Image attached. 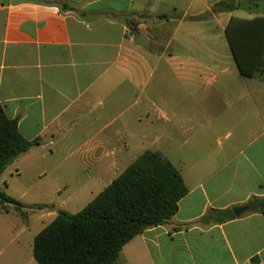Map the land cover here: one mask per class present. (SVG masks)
Returning a JSON list of instances; mask_svg holds the SVG:
<instances>
[{
	"label": "crops",
	"instance_id": "crops-1",
	"mask_svg": "<svg viewBox=\"0 0 264 264\" xmlns=\"http://www.w3.org/2000/svg\"><path fill=\"white\" fill-rule=\"evenodd\" d=\"M220 1H0V105L33 144L11 165L83 142V154L63 155H80L94 186L147 150L183 176L176 215L126 244L119 264H264V210L248 206L264 199V80L240 73L226 37L232 18L264 17V0H229L240 4L230 12ZM52 209L34 212L37 223L49 225ZM17 217L2 264H38L15 245L31 225Z\"/></svg>",
	"mask_w": 264,
	"mask_h": 264
},
{
	"label": "trees",
	"instance_id": "trees-1",
	"mask_svg": "<svg viewBox=\"0 0 264 264\" xmlns=\"http://www.w3.org/2000/svg\"><path fill=\"white\" fill-rule=\"evenodd\" d=\"M239 7L222 0L216 10L230 12ZM226 37L240 73L264 80V17L232 18ZM32 145L20 133L18 119H9L0 105V176ZM187 194L183 176L172 162L147 150L79 212L59 211L36 235L34 258L38 264H119L124 246L172 219ZM9 205L27 219L26 205L0 191V210L8 212ZM248 206L252 211L264 210V199L252 198Z\"/></svg>",
	"mask_w": 264,
	"mask_h": 264
},
{
	"label": "rangeland",
	"instance_id": "rangeland-1",
	"mask_svg": "<svg viewBox=\"0 0 264 264\" xmlns=\"http://www.w3.org/2000/svg\"><path fill=\"white\" fill-rule=\"evenodd\" d=\"M231 69L234 70V67ZM69 146H71V151L82 154L86 151V144L83 142L72 143L70 145L69 143H65L62 147L60 142L54 148L56 150L55 156L46 155L48 152L41 150L42 154L46 155V158L34 157L33 160L25 164H21L22 159H20L15 165H11L5 174L0 176V191L5 192L27 207L28 219H24L18 211L16 212L17 215L21 216L22 220H29L31 224L30 231L22 235L15 242V245L20 244L27 248L29 252L27 254H30L33 250L35 236L50 221L47 220L48 222L44 225L37 223L38 216L44 213L39 214L34 212H42L46 209L53 210L52 207L54 206L58 211L65 210L71 214H75L83 209L94 198V195H97L109 183L105 181L104 183L101 182L98 186H94L89 180V169L82 165L85 160L81 159L80 155L73 159H65L66 156L63 155V150L69 151ZM130 161H133V159ZM66 196L81 197L80 201L78 200V206L71 204L73 206L61 207V202ZM12 209L13 213L11 212L8 216L0 212V253L3 251L0 254V264L8 256L5 249L13 247V244H11L12 238L5 235L3 231L14 232L17 227L22 226L20 225V219H17L18 217L14 213L15 208L12 207ZM3 218L4 222L1 220Z\"/></svg>",
	"mask_w": 264,
	"mask_h": 264
},
{
	"label": "water",
	"instance_id": "water-1",
	"mask_svg": "<svg viewBox=\"0 0 264 264\" xmlns=\"http://www.w3.org/2000/svg\"><path fill=\"white\" fill-rule=\"evenodd\" d=\"M28 1H32V0H10L12 4H18L22 2H28ZM33 1H37V0H33ZM149 45H150V42L144 36H141L138 41V46L148 48ZM246 209L247 208H237L234 210V213L236 216H240Z\"/></svg>",
	"mask_w": 264,
	"mask_h": 264
}]
</instances>
